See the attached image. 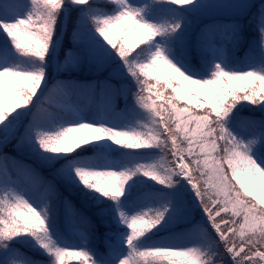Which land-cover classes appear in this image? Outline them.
I'll list each match as a JSON object with an SVG mask.
<instances>
[{"label": "trees", "instance_id": "16d2710c", "mask_svg": "<svg viewBox=\"0 0 264 264\" xmlns=\"http://www.w3.org/2000/svg\"><path fill=\"white\" fill-rule=\"evenodd\" d=\"M201 1L206 3V0ZM263 6L264 2L256 9ZM11 7L28 19V23L22 24L20 30L8 21L12 18L9 13ZM251 14L252 12L245 20L206 19L199 25L200 33L197 31L196 35H201L204 30L209 31V35L216 31L224 35L231 32L232 38L224 41L232 42L234 57L244 63L253 62L258 71L263 73L264 39L257 35V39L251 44L250 39L244 38L249 32V26L252 27L255 22ZM156 17L163 20L167 33L173 29L174 20L182 21V15L165 16L160 12ZM82 21V33H76L78 23ZM0 23V53L4 54L12 68L15 71L21 69L38 72L49 80L45 97L48 103H42V108L41 104L35 102L33 87L25 79L17 82L20 106L14 107L12 111H6L0 106V141L26 117L17 136L0 149V247L9 248L0 263L100 264L102 259L106 262L109 259L113 261L112 264H118L109 254L114 248L110 244L106 246L102 238V255L95 254L89 259L74 258L59 246L58 241L47 235L40 224L19 221L13 213V207L21 198L19 194L16 198L9 195V191H18L22 187L28 196L43 199L48 196V203L57 205L65 217L59 226L69 238L73 237L74 232L71 217L66 211L68 202L74 206L75 215L80 214L85 219V223L79 226L80 229H88V223L95 224L99 230L113 227L114 219L127 208L129 198L116 191L100 198L92 186L83 185L80 178L65 166V161L59 160L51 152L53 141L60 139L72 157L77 159L82 157L96 160L119 156L123 144L113 150L111 144L102 137L82 139L63 136L55 126H51L50 122L58 117L57 112H64V101L72 100L81 105H90L86 101L88 96L95 97L97 103L109 98L116 108H127L129 93L144 94L152 99L161 115L165 114L164 117L159 116L161 119L158 120L153 136L149 135L146 130L148 126L145 125V121L151 120L149 115L146 117L133 113L132 118L143 124L141 127L135 126L134 121L127 118L116 120L120 126L131 125L136 128H133L137 132L136 138H132L126 145L137 147L138 153H150L142 158L141 163L153 167L148 170L147 186L151 187L167 182V171L174 172L175 160L169 139L176 132L171 121L166 118V112L171 107H189L196 114L209 118L224 141L222 143L219 140V155L227 172L231 191L247 205L264 213V183L248 178V157L243 153L240 155L239 151L242 150L238 148L241 142L245 143L250 139V145L264 153V79L261 76L256 77L241 91L237 78L220 76L205 53L202 52L201 56L197 53L188 56L186 49H179L174 43L166 42L167 38L162 31L160 34L154 32L143 20L128 11L127 5L120 0H0ZM64 27L65 34L59 54L56 55L57 70L51 73L55 59L54 45ZM87 32H91L102 47L113 50L121 57L119 61L128 66L129 73L125 75L124 84L120 85L119 90L110 89L112 84L107 75H84V66L77 57L80 51L78 46L83 43V34ZM159 39L166 43L169 52L183 56L190 63L197 62L199 70L207 73L209 79L206 87L215 97V108L198 103L192 98V88L181 79L175 65L154 50L155 41ZM198 45L195 42V46ZM60 86L67 88L69 95H63ZM60 95L64 98H58ZM30 103L33 106L27 113L26 106ZM160 141L165 144L164 148L156 147ZM131 168L130 174L136 187L139 174L132 172L133 165ZM154 197L156 205L153 210L147 209L145 202L137 207L139 211H145L149 223H156L158 228L165 224V211L173 208V203L162 200L160 205L158 199L161 198L157 192ZM75 215L72 217L75 218ZM68 222L71 226L66 227ZM262 243L264 244V240ZM224 244L217 233L210 231L205 242L207 253L203 263L231 264ZM128 249L130 251L131 248ZM131 252L132 258L147 253L142 249H131ZM179 259L180 256L175 257L176 263ZM182 259L187 264L191 262L189 255H182ZM166 262L169 264L168 260Z\"/></svg>", "mask_w": 264, "mask_h": 264}, {"label": "rangeland", "instance_id": "374dc122", "mask_svg": "<svg viewBox=\"0 0 264 264\" xmlns=\"http://www.w3.org/2000/svg\"><path fill=\"white\" fill-rule=\"evenodd\" d=\"M120 1L127 5L128 11L143 20L144 24L154 32L160 34L162 31L167 38L166 42L174 43L179 49H186L188 56L194 53L200 54L199 51L206 52L218 69V74L223 77L235 76L241 91H244L256 77L261 76L264 79V72H259L254 63L241 65V61L234 58L235 48L231 47L230 43L206 41V38L220 40L222 37L219 31L214 35L210 32L209 35V31L204 30L201 35H196L199 25L206 19L219 17L245 20L252 12L255 22L252 27L249 26V32L244 36L245 39H250L252 44L259 32H264V7L256 9L264 0H206V3H202L201 0ZM9 12L13 16L10 22L15 28L20 30L22 23H28V19L16 8L11 7ZM160 12L165 16L182 15V21L174 20L173 29L167 33L163 20L156 17ZM66 17L65 12V19ZM83 23V21L78 23L76 33H82ZM225 35L224 38H232L233 34L228 32ZM83 38V43L78 46L80 51L77 59L84 66V75L91 77L99 74L107 75L112 84L109 86L110 89L119 90L120 85L124 84L125 75L129 73L128 66L119 61L121 57L113 50L102 47L91 32L84 33ZM62 39L63 32L54 45L55 59L51 73L57 70L56 55L59 54ZM195 42H199L200 46H195ZM154 50L175 65L181 79L192 88L196 102L215 108V97L206 87L207 74L199 70L197 62L190 63L189 60L183 59V56L169 52L166 43L162 40L155 41ZM181 53L185 54V51L181 50ZM23 79L28 80L33 87L35 102L41 104V108L42 103L46 105L48 101L45 97L49 80L38 72L21 69L15 71L1 52L0 106L4 110L12 111L14 107L20 106L17 82ZM59 88L63 95L69 94V90L64 86ZM58 98L63 97L60 95ZM94 100L93 96L86 98L88 104H93ZM127 101V108L124 107L123 110L116 109L113 102L108 99L101 110L66 101L62 104V110H67L68 114L57 112L58 117L50 122L51 126H55L63 136L88 139L103 134V138L111 143L113 150L120 144L124 145L118 157H101L96 160L72 157L69 149L62 145L60 139H55L51 148L52 155L65 161V166L80 178L82 184L92 186L100 198L112 191L129 198L127 210L114 219L113 227L99 230L95 224L88 223L90 224L88 229H80L79 226L85 223V219L80 214L75 215L74 206L68 202L66 211L71 216V224L74 228L73 240L59 226L65 218L60 208L49 204L48 196L45 199L28 196L22 187L18 191H9L10 197L15 198L19 194L21 198L13 207L15 217L19 221L40 224L47 235L58 241L59 246L74 258L89 259L95 254L102 255L100 249L102 238L106 246L110 244L114 248L115 252L110 250L109 254L118 264H168L166 260L169 264H187L183 261L182 255L191 256L189 264H204L203 258L207 253L205 242L210 231H214L220 241L225 243L231 264H253L255 261L260 264L257 253L264 254L262 250L264 213L247 205L231 191L228 175L219 155L221 148L219 140L222 143L224 141L211 120L196 114L189 107H171V110L166 112V118L171 121L176 132L175 136L169 139L175 160L174 172L167 171L168 181L151 187L147 186L148 174L153 167L141 163L142 158H146L150 153H138L137 147L126 144L132 138H136L135 126H143L138 120L134 121L133 113L150 116L151 120L145 121V125L148 126L146 130L151 136L154 135V129L161 119L159 116L164 117L165 114L161 115L160 109L147 95L129 93ZM32 106V103L26 106L27 113ZM117 114L131 122L134 121L135 126L122 128L117 126L115 123ZM23 120L16 127L21 126ZM15 136L17 135L12 137ZM6 141L7 139L0 141V144L6 145ZM249 145L250 139L247 140V144L241 142L238 147L242 150L239 154L243 153L249 159L248 178L254 182L260 180L264 183V154ZM3 147L0 145V149ZM156 147L164 148L165 144L160 141ZM131 165L134 167L132 172L139 174L136 187L130 174ZM156 192L161 198L158 199L159 203L162 200L173 203V208L165 211V224L158 228L156 223H149L145 211H139L137 207L145 202V207L153 210L156 205L154 200ZM73 214L75 218L72 217ZM67 226H71L69 222L66 223ZM129 247L132 250L142 249L147 253L132 258L133 252L131 249L129 251ZM8 249L7 246L0 247V261ZM177 256L181 259L176 263ZM112 262L109 259L107 262L102 259L101 264H112Z\"/></svg>", "mask_w": 264, "mask_h": 264}, {"label": "water", "instance_id": "95a60500", "mask_svg": "<svg viewBox=\"0 0 264 264\" xmlns=\"http://www.w3.org/2000/svg\"><path fill=\"white\" fill-rule=\"evenodd\" d=\"M19 129H20V127H14V128L11 130V132L7 135L6 139H9V138H11L13 135H15V134L19 131ZM1 145L3 146L4 143L1 144Z\"/></svg>", "mask_w": 264, "mask_h": 264}]
</instances>
